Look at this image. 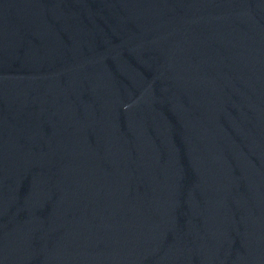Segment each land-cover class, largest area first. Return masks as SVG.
<instances>
[{"label": "water", "instance_id": "1", "mask_svg": "<svg viewBox=\"0 0 264 264\" xmlns=\"http://www.w3.org/2000/svg\"><path fill=\"white\" fill-rule=\"evenodd\" d=\"M0 264H264V0H0Z\"/></svg>", "mask_w": 264, "mask_h": 264}]
</instances>
